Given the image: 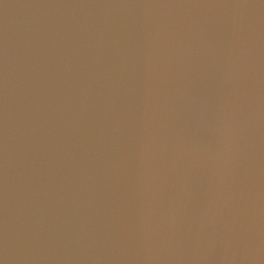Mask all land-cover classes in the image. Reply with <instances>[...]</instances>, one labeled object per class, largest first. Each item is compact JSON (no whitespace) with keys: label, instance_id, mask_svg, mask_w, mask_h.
Returning <instances> with one entry per match:
<instances>
[{"label":"water","instance_id":"95a60500","mask_svg":"<svg viewBox=\"0 0 264 264\" xmlns=\"http://www.w3.org/2000/svg\"><path fill=\"white\" fill-rule=\"evenodd\" d=\"M0 264H264V0H0Z\"/></svg>","mask_w":264,"mask_h":264}]
</instances>
